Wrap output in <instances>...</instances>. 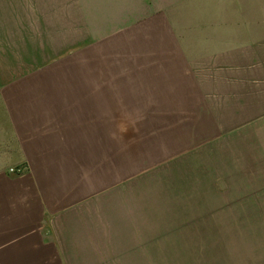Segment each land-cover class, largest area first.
Here are the masks:
<instances>
[{
  "label": "crops",
  "instance_id": "0c3cea01",
  "mask_svg": "<svg viewBox=\"0 0 264 264\" xmlns=\"http://www.w3.org/2000/svg\"><path fill=\"white\" fill-rule=\"evenodd\" d=\"M72 10L0 0L38 52L7 77L28 172L0 173V264H117L122 185L264 122V0H128L99 35Z\"/></svg>",
  "mask_w": 264,
  "mask_h": 264
},
{
  "label": "rangeland",
  "instance_id": "374dc122",
  "mask_svg": "<svg viewBox=\"0 0 264 264\" xmlns=\"http://www.w3.org/2000/svg\"><path fill=\"white\" fill-rule=\"evenodd\" d=\"M127 7L128 0H73V20L99 35L126 22L117 10ZM25 44L21 33L0 32V173L13 176L28 167L6 112L14 91L6 83L23 58L38 54ZM118 195V208L133 217L104 219L117 264H264V122L139 175Z\"/></svg>",
  "mask_w": 264,
  "mask_h": 264
}]
</instances>
